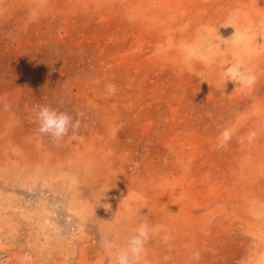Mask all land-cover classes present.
<instances>
[{
  "label": "rangeland",
  "instance_id": "obj_1",
  "mask_svg": "<svg viewBox=\"0 0 264 264\" xmlns=\"http://www.w3.org/2000/svg\"><path fill=\"white\" fill-rule=\"evenodd\" d=\"M141 222L144 264H262L264 0H0V264H109Z\"/></svg>",
  "mask_w": 264,
  "mask_h": 264
},
{
  "label": "clouds",
  "instance_id": "obj_2",
  "mask_svg": "<svg viewBox=\"0 0 264 264\" xmlns=\"http://www.w3.org/2000/svg\"><path fill=\"white\" fill-rule=\"evenodd\" d=\"M185 51L186 60L197 59L207 62V58L198 50L188 48ZM225 75L227 81L235 82L244 89L252 88L257 81V76L248 70L242 69L239 62L229 67ZM108 87L111 91H114V86L109 85ZM5 107L7 108V105ZM34 113L39 124L38 131L41 134L51 136L54 142L63 140L65 136L69 135L70 130L75 134L81 128V120L79 118L74 119L67 112H60L46 105L34 107ZM76 116H83V112H77ZM235 132L234 128H224L217 138L215 147L217 149H227ZM257 136V131L250 129L245 136L239 138V142L243 143L246 140L248 144H252L257 139ZM159 230V227L152 228L147 223L141 222L134 229V234L127 239L123 247H116L111 239H102V247L109 253V264H144L146 244L151 235ZM171 239L172 237L168 233L163 236L165 244H168ZM164 259L167 261L169 257ZM200 259L201 254L199 251L191 253V260L199 261ZM262 264H264V258H262Z\"/></svg>",
  "mask_w": 264,
  "mask_h": 264
}]
</instances>
